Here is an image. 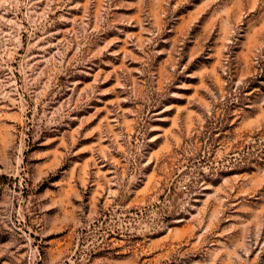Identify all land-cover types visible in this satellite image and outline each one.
Wrapping results in <instances>:
<instances>
[{
    "label": "rangeland",
    "instance_id": "1",
    "mask_svg": "<svg viewBox=\"0 0 264 264\" xmlns=\"http://www.w3.org/2000/svg\"><path fill=\"white\" fill-rule=\"evenodd\" d=\"M0 264H264V0H0Z\"/></svg>",
    "mask_w": 264,
    "mask_h": 264
}]
</instances>
